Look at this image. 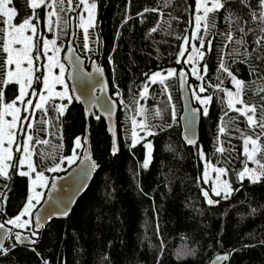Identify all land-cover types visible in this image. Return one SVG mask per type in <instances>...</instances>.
Returning a JSON list of instances; mask_svg holds the SVG:
<instances>
[{"label": "trees", "instance_id": "16d2710c", "mask_svg": "<svg viewBox=\"0 0 264 264\" xmlns=\"http://www.w3.org/2000/svg\"><path fill=\"white\" fill-rule=\"evenodd\" d=\"M14 2L20 7L22 15L27 14L22 7L23 0ZM97 4L98 24L95 31L103 46L92 45L95 52L91 61L100 57L102 48V66L106 71L111 94L118 103V100L123 99L128 106L125 108L124 104L119 103L117 130L120 151L116 155L111 153V140L104 120L101 118L97 121L91 116L88 133L92 157L99 167L88 189L77 199L66 219L51 220L40 231L39 244L36 246L39 257L29 248L17 246L7 256H0V264H42V258L49 264H157L158 261L159 264H210L216 255L229 252L231 255L226 264H264V186L245 182L241 191L230 200H221L214 206L206 204L197 179L203 171L202 161L197 149L186 146L181 139L182 106L177 80L169 81L176 110L174 123L166 97L160 96L159 85L150 86L151 98L147 102L140 101L147 110V121L156 126L153 130L157 132L156 136L148 137L153 143L148 169L141 167L146 150L141 145L131 151L128 147L129 116L135 114L138 106V93L145 80L142 73L170 67L180 68V65L175 64V53L182 41L175 37L191 33L192 26L188 21H193L194 0H167V6L165 0H132L131 5H127V0H97ZM146 7H159L164 13L161 30L150 37L149 30L160 17L156 13H145L141 23V17L136 14ZM230 10L234 17L242 14L238 7ZM126 15L133 19L121 27ZM227 15V12H223L217 17V27L213 31L229 30L228 21L224 18ZM169 20L170 27L165 23ZM254 23L250 21V24ZM61 28L56 29V34L60 37L58 44L64 49L69 35V23L66 26L61 24ZM185 28L188 29L187 33L184 32ZM235 28L233 24L232 30ZM40 31L44 33L43 21ZM73 40L76 41L74 36ZM222 41L223 37L217 36L213 44L219 48ZM76 46L72 43L75 52L82 56ZM109 56L112 57V63H109ZM207 59L212 81L216 82L218 54H210ZM233 67L238 69L239 78L249 82L246 99L258 102L254 92L257 86H264V82L251 75L249 64L239 63ZM253 80H256L255 84H252ZM189 83L195 85L199 82L189 76ZM117 86L121 92L120 97L115 95ZM224 86H231L227 79ZM203 95H212L213 103L209 108V116H201L199 145L215 163L217 159H222L215 153L214 144L219 117L223 114L222 109H225L222 103L225 97L222 92L212 88ZM157 106L162 109V119L153 116ZM40 115L38 112L37 116ZM50 115L54 113L50 112ZM62 120V149L56 147L61 143L56 137L39 134L49 139L51 144L37 146L38 153L49 154L43 160L39 155L34 157L39 165L38 170L58 163L61 155L69 156L74 138L85 133L86 121L80 104L73 102ZM168 124L172 126L167 127ZM240 127L244 128V124L241 123ZM161 128L164 130L161 131ZM232 144L237 151L231 153V156L238 157L233 167L239 169L242 167L240 161L244 159L239 155L242 141L233 139ZM68 167L65 168L63 164L61 172H45V175L50 179ZM229 179L234 186H239L234 174H230ZM9 183L11 191L3 207V214H0V222L17 215L28 195L27 178L14 175ZM13 242L7 240L5 245Z\"/></svg>", "mask_w": 264, "mask_h": 264}, {"label": "snow or ice", "instance_id": "6c2138e0", "mask_svg": "<svg viewBox=\"0 0 264 264\" xmlns=\"http://www.w3.org/2000/svg\"><path fill=\"white\" fill-rule=\"evenodd\" d=\"M131 3L132 0H127V5ZM194 3V27L191 35L175 37L182 41L175 53V64L180 65V68L170 67L142 73L145 80L138 93L139 99L136 101L138 106L135 114L129 116L131 127L128 147L131 151L137 145H141L146 150L141 167L148 169L152 160L153 143L147 138L156 136L157 132L153 130L156 126L151 125L146 118L137 119V116H146L147 112L140 101L147 102L151 98L150 86L159 85L160 96L166 97L174 123L176 110L169 81L178 80L186 97L194 99L199 105L197 108H190L186 104V110L191 115L187 120L189 127L185 129L184 140L187 145L197 149L199 159L203 162V171L197 178L198 186L206 204L214 206L221 200H230L235 193L241 191L245 182L264 186V86H257L255 89L254 95L258 98V102L246 99L249 82L239 78L238 69L233 67L239 63L249 64L251 75L264 82V75L261 74L264 73V0H235L234 3L232 0H194ZM165 6H167V0H165ZM22 7L27 14L22 15L20 7L14 0H0V214H3V207L8 202V193L11 191L9 182L13 176L27 178L29 182L28 195L22 209L14 217L0 222V256H7L17 245H22L39 257L40 253L36 246L39 244L40 229L56 215L53 212L43 216L35 211L44 198V192L37 189H44L49 185V177L45 175V172L61 171L65 162L72 165L80 159L81 152L83 153L81 162H88L87 168L81 170L85 176L99 167L86 148L89 137L85 134L74 138L71 155H61L58 163L38 170L39 165L34 157L39 155L43 160L49 154L38 153L37 146L51 144L49 139L39 134L56 137L61 141L56 147L62 149V118L74 101H81V95H75L76 89H70L66 82V66L60 58L63 46L58 44L59 35L56 34L51 39L46 38L40 31L41 22L43 21L47 31L52 33L54 28H61V24L66 26L69 23V19L65 17L75 14L77 27L82 31V48L88 52H94L95 49L90 47V44L98 47L103 45L95 31L98 24L97 0H23ZM232 7H238L242 14L234 17L230 10ZM223 12L228 13L224 18L228 21L229 30L215 32L213 30L217 27V17ZM145 13H156L160 17L155 26L149 30L150 37L161 30L164 13L159 7H146L136 14L141 17V23L144 21ZM131 19H133L132 16L126 15L121 27ZM171 19L178 20L179 17H171ZM250 21L255 22L254 25L250 24ZM165 23L171 26L170 20ZM188 24L192 26L193 21L189 20ZM233 24L236 25L235 30H232ZM187 31L188 29L185 28L184 32L187 33ZM72 35L75 36V33ZM217 36L223 37L219 48L213 44ZM118 38L119 33H117ZM74 42V40L69 42V55L64 58L69 62H73L74 50L71 45ZM230 45L232 47H229ZM113 51H115V45ZM210 54H218L215 69L216 82L212 81L210 75V63L207 59ZM42 58H45L47 62L41 64ZM108 59L109 63H112V57L109 56ZM75 62L76 67H79V57L75 58ZM185 66H189L187 70ZM93 69L101 76L104 73V69L95 62H93ZM189 76L194 77L199 83L195 85L189 83ZM87 77L91 79L92 74H87ZM68 78L73 77L69 75ZM225 79L231 84V88L224 86ZM255 83L256 80H253L252 84ZM57 86H60V90H57ZM106 87L105 83L101 91ZM210 88L222 92L225 97L222 100L225 109H222L223 114L219 117L214 144L215 153L222 159H217L215 163L207 157L204 149L198 144L195 131L198 114L209 116L213 96L203 94ZM9 92L12 93L11 96L8 95ZM115 95L121 96L118 86ZM34 97L37 98L36 102L33 100ZM98 99L99 97H92L86 109V114L94 116L97 121L101 119V115L92 110L98 107L96 103ZM119 103L124 104L123 99L119 100ZM124 106L128 107L126 104ZM116 109L117 101H112L111 105L105 108L109 121L108 132L112 136L111 153L113 155L120 151L117 143L118 130L113 121ZM37 112L41 113L39 117ZM50 112L54 115H50ZM230 113L236 115H229ZM153 116L163 118L162 109L159 106L155 108ZM241 123L244 124V128L240 127ZM171 126V124L167 125V127ZM163 130L161 128V131ZM85 131L87 132V129ZM233 139L242 141L239 155L244 159L240 161L242 167L239 169L233 167L235 159L238 158L231 156V153L237 151L232 144ZM249 164L254 166L249 167ZM230 174L236 176L239 182L238 187L234 186L229 179ZM55 187L56 184L52 183V188L55 189ZM79 187H83V184ZM141 192H143L142 189ZM69 202L72 201L69 200ZM252 211L255 212L256 209ZM59 214L63 216L69 214L67 205ZM157 234H159L158 225ZM6 240L14 242L6 246ZM162 251L163 241H161ZM230 255V252L218 254L211 264L227 261ZM42 264H49V262L42 258Z\"/></svg>", "mask_w": 264, "mask_h": 264}, {"label": "water", "instance_id": "95a60500", "mask_svg": "<svg viewBox=\"0 0 264 264\" xmlns=\"http://www.w3.org/2000/svg\"><path fill=\"white\" fill-rule=\"evenodd\" d=\"M73 33H74L73 19H70L68 40L65 44L64 49L62 50L61 60L63 63H65V66H66V82L69 88L70 89L75 88L76 91L74 94L81 95V101L79 102L74 101V102L77 104H80L83 108L85 121H86L85 130L87 129V132L85 131L84 135L87 134L89 137V142L86 145V148L88 149L92 157L90 136L88 133L89 119L92 115L86 114V109L89 106V101L91 100L92 97H99V99L96 101L98 107L96 109H93L92 111L95 112L96 114L101 115V118L104 120L106 124L107 134L110 137V140L112 143V136L108 132L109 121H108V118L105 112V108L109 107L112 101H117V99L114 98L111 94L110 85H109V82L106 76V71L104 67L102 66V63H103L102 48H100V53H99L100 57L97 60H93L88 63L84 57L78 55L75 52L73 47H72L74 50L73 62H69L67 59H64L66 56L69 55L68 47H69V42L73 40V35H72ZM76 57H79V62H78L79 67H76V62H75ZM93 62H95L96 65L104 69V73L102 76L94 72ZM89 73L92 74L91 79L87 77V74ZM69 75H71L73 78H68ZM80 77H83V78L81 79ZM105 83L107 84V87L103 91H101V88ZM178 91H179V98H180V102L182 106V112L180 115V126L182 129L181 139H182V142L186 146L195 149L194 146L186 144L184 140V135H185V129L189 127L187 120L191 115V113L186 110V104L190 108H197V107L195 106L193 100L188 99L185 95V92L181 90L179 86V81H178ZM188 95L190 96V93ZM118 110H119V103L117 102L116 113L113 117V121L115 122L116 126H117ZM201 116L202 114H198L196 122H195L196 139H197L198 144H199V129H200ZM117 143H118V137H117ZM82 160H83V153L81 152L80 159H78L75 163L70 165L63 173L56 175V176H52L49 179V185L44 191V198L41 200V203L37 206L35 211L41 213V215L43 216H47L48 213H53V212L56 213V215H54L51 220H64L67 218L69 214L67 216H63V215H60L59 213L64 209L65 205H67V208L70 213L77 199L80 198L88 189L95 173L98 170V168H96L94 171H90L89 175L85 176L81 170L87 168L88 162L84 161L82 163L81 162ZM52 183L56 184L55 189L52 188ZM81 184H83V187H79ZM77 188H79V191H77ZM69 200H71L72 202H69ZM42 229H40V231ZM17 246H22V245H17ZM219 255H223V254H219ZM215 257L212 259V261L215 259ZM228 260L218 262V264H226Z\"/></svg>", "mask_w": 264, "mask_h": 264}, {"label": "rangeland", "instance_id": "374dc122", "mask_svg": "<svg viewBox=\"0 0 264 264\" xmlns=\"http://www.w3.org/2000/svg\"><path fill=\"white\" fill-rule=\"evenodd\" d=\"M194 14H195V7H194ZM194 14H193V24H192V28H191V32H192V29H193V27H194ZM70 15H71V17H70ZM69 17L71 18V19H73V23H74V33H75V36H74V39H76V41L74 42L75 43V45H77L76 47L78 48V51H80V54L86 59V61L87 62H90L91 61V56L92 55H94V52H88V51H86V50H84L83 48H82V43H83V41H82V31L77 27V19H76V16H75V14H69ZM70 18H68V19H70ZM56 29L57 28H54V32H52V33H49L48 31H47V29H46V26H45V23H44V33H43V35L46 37V38H48V39H51V38H53V36L54 35H56ZM191 35V33L189 34V36ZM90 47H92V45L90 44ZM62 53V52H61ZM61 53H60V58H61ZM49 54H51V53H49ZM93 61V60H92ZM47 61H46V59L45 58H42V62H41V64H43V63H46ZM188 67L189 66H187V69H188ZM42 71H43V69H42ZM57 72H58V69L56 70ZM191 77V76H190ZM191 78H194V77H191ZM152 86V85H151ZM40 87V86H39ZM232 86H230V88H231ZM57 90H60V86H57ZM33 100H34V102H36V100H37V98H33ZM193 100V102H194V104H196V105H198L197 103H196V101L194 100V99H192ZM119 101V100H118ZM144 103H145V101H143ZM143 106H144V104H142ZM145 107V106H144ZM38 113V112H37ZM146 118V116H137V119L139 120V119H145ZM129 127H131V124H130V120H129ZM141 135H143V133H141ZM148 139V138H147ZM72 154V151L70 152V155ZM65 164V168L66 167H68V166H70V165H68L67 164V162H65L64 163ZM202 164H203V162H202ZM254 165H252V164H249V167H253ZM62 170H63V168H62ZM61 170V171H62ZM61 171H58V172H61ZM214 175V174H213ZM28 185H29V182H28ZM45 189L46 188H44V189H37L38 191H45ZM13 231H15V229L13 230Z\"/></svg>", "mask_w": 264, "mask_h": 264}, {"label": "flooded vegetation", "instance_id": "af4514ba", "mask_svg": "<svg viewBox=\"0 0 264 264\" xmlns=\"http://www.w3.org/2000/svg\"><path fill=\"white\" fill-rule=\"evenodd\" d=\"M91 62V61H90ZM88 63V62H87Z\"/></svg>", "mask_w": 264, "mask_h": 264}]
</instances>
